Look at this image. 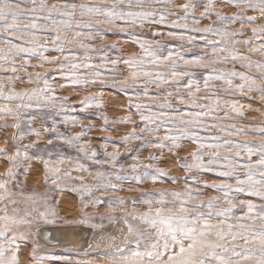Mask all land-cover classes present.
Listing matches in <instances>:
<instances>
[{"label":"snow or ice","instance_id":"snow-or-ice-1","mask_svg":"<svg viewBox=\"0 0 264 264\" xmlns=\"http://www.w3.org/2000/svg\"><path fill=\"white\" fill-rule=\"evenodd\" d=\"M220 2L241 11L231 16L213 12L216 0L180 4L174 0H90L80 4L0 0V70L8 77L0 79V120L11 117L15 121L0 125V131L16 129L11 137L13 152L0 148V158L8 164L5 178L0 180V264H20L21 249L29 245L33 264L70 260L69 255L38 254L40 224H51L50 217L57 215L50 208L48 192L71 188L80 193L82 202L87 201L84 207L107 204L110 211H126L124 199L106 195L124 190L116 187L112 177L138 186L145 180L154 186L165 181L177 184V177L155 163L165 152L188 174L183 178V190L141 191L133 204L139 202L148 211L131 215V219L141 221L145 229L128 224L129 216L124 215L127 234L122 242L115 244V238H110L105 246L110 250L97 256L107 264H264V123L251 126L256 131L250 132L248 126L220 118L221 113L224 117L241 115L245 106L240 100L253 99L250 94H256L255 99L264 105V61L251 59L264 56V25H258L256 15H247L248 11L259 13L264 20V0ZM200 4V16H191ZM172 7L184 14L157 10ZM212 16L218 24L189 29L190 23L199 24ZM235 23L240 25L238 31L227 27ZM246 24L251 37L244 36ZM145 25L152 31L151 37L144 34ZM108 34L124 36V42L138 47L141 55L123 56L119 42L96 47L94 37L99 36L103 43ZM163 35L186 43H161ZM237 38L243 42L238 43ZM197 48L207 50L197 52ZM120 64L127 68V75H121ZM29 69L33 74H28ZM24 81L35 86L21 91L12 87ZM84 87L115 89L127 98L129 115L118 122L132 130L118 142L105 136L100 138L99 149L91 148V139L85 142L94 130L91 123L80 125L75 134L60 131L59 125L75 126L80 114L93 108L101 115L85 118L102 120L100 131H110L109 117L100 103L102 93L84 96L78 105L56 94L57 88ZM133 113L138 124L132 122ZM37 119L49 135L44 145L38 143L40 131L31 126ZM28 135L35 139L21 147ZM249 135L253 138L233 139ZM134 141H140L137 148H129ZM181 144L195 150L181 158L176 155L184 151ZM109 145L114 150L103 151L104 158H99L101 149ZM120 146L125 156L141 149H155L160 156L153 152L147 158L152 163L141 167L144 162L132 155L130 171L125 172L119 162ZM73 151L74 155L69 154ZM20 158L42 163L44 184L51 183L48 192L40 197L25 194L19 177L27 175L30 165L21 164ZM65 163L68 168L63 167ZM72 172L87 173L95 183H85V176ZM209 174L215 178H199ZM68 180L80 184L69 185ZM205 190L217 195L204 198ZM97 192L101 195H95ZM240 196L247 199H238ZM17 197H25L30 206L21 209ZM95 219L81 209V218L75 223L93 230L103 227L93 223ZM99 219L115 222L116 217ZM44 238L50 240L51 233L44 232ZM68 242L78 246L75 240Z\"/></svg>","mask_w":264,"mask_h":264},{"label":"rangeland","instance_id":"rangeland-1","mask_svg":"<svg viewBox=\"0 0 264 264\" xmlns=\"http://www.w3.org/2000/svg\"><path fill=\"white\" fill-rule=\"evenodd\" d=\"M46 3H54L56 0H44ZM70 2L73 3H89L90 0H70ZM95 2H98V0H95ZM169 2H172V0H169ZM176 4L180 3H186L188 0H174ZM15 7V6H13ZM158 11H169L173 13L174 15H183L184 13L181 12L178 8L172 7L169 9H164V8H158ZM203 11V6L200 4L199 7H197L193 12L190 13L191 16L194 17H199L201 12ZM213 12H220L222 15L225 16H231L233 13L236 11H241L235 8L228 7L227 5L223 4L220 2V0H216L215 7L212 10ZM246 11V10H244ZM77 15H79L77 13ZM247 15H256L257 16V23L258 25H264V20L260 19L259 13H252L250 11L247 12ZM211 24H218V21L215 20V16H212L210 19H203L200 21L199 24H189V29H198V28H205L208 27ZM220 28H224L225 25H219ZM228 28H230L232 31H238L240 29L239 23L227 25ZM163 31H167V29H162ZM244 36L245 37H251V28L249 25L244 26ZM146 36L151 37L152 36V31L148 29L147 25H145V33ZM96 40V47H102L105 44H111L114 42H119V48L121 49V54L123 56H128V55H141L140 49L136 47L135 45L131 43H125L124 40L126 39L124 36H116L112 34H108L104 40L103 43H101L100 37L96 36L94 37ZM161 43L168 44V45H180L181 43H186L179 41V40H174L170 39L167 35H163L160 38ZM238 43H242V39L237 38ZM207 49H202V48H197L196 51H205ZM241 52L246 51V49L241 48ZM51 55V53H48ZM190 55V54H186ZM112 58H115L114 55ZM17 63L20 62L19 57L14 58ZM251 59L256 60V61H264V56H259V55H253L251 56ZM33 64H36L37 61L35 59L32 60ZM148 67H151L150 65ZM238 70L239 69V66ZM46 69H41L37 68L36 71H44ZM118 70L120 71L121 75H127V68L123 65L120 64L118 66ZM29 75L33 74L32 70L29 69ZM7 75L4 74L3 70H0V79H7ZM35 85L28 83L27 81L21 82V83H15L13 84V88L16 91H21L24 89L30 90L33 88ZM152 92L157 91V89L152 88ZM102 93V100L100 103L103 106V114L107 115L109 117V124L108 128L110 131L104 132L100 131V128L103 124V121L100 119H89L85 117H95L101 115V113H98L95 108L89 110L87 113L80 114L81 119L79 121V124L73 126V125H68L67 128L63 124L59 125L60 131L66 132L68 134H75L80 132V125L82 124H88L91 123L94 126V130L90 131L88 133V136L85 138V142L88 139H91V148H100V144L102 143L101 137L105 136H110L112 141L118 142L120 137L125 135L126 133L130 132L132 130L130 125L119 123L118 121L129 115L128 112V105H127V98L118 92H116L115 89H100V88H95V87H84L83 89H76L73 90L71 88H57L56 89V94L59 96H65L68 97V103L71 105H78L81 99L84 96L87 95H94L96 93ZM253 96V99H241L240 103L243 104L245 107L242 109V114L241 115H236L235 113L232 116L229 117H224L223 114L221 113L220 118L221 119H227L233 121L237 125H243V126H248L250 132L256 131L255 128H252L251 126L253 125H260L264 123V105H262L258 100L255 99L256 94H250ZM173 103H176L173 101ZM249 106L251 107L252 110H249ZM14 107V105H13ZM78 112V109H77ZM75 114V113H74ZM55 119H60L59 117H53ZM15 121L11 117H5L3 120H0V125L2 124H13ZM132 122L133 124H138L139 123V118L136 116L134 113L132 114ZM31 126L33 128H36L40 131V136L42 139L39 140V145H44L47 143L49 139V135L45 134L43 131V124L37 120H33L31 122ZM226 127L228 125H225ZM50 127V123H49ZM139 131V129H137ZM16 132V129L14 128H7L5 130L0 131V148L5 149L9 153L13 152V147H12V141L11 137L13 133ZM253 137L251 135L249 136H236L233 137V139L237 140H244V139H252ZM35 139L34 136L28 135L23 141L20 142L21 147H23L25 144H30L33 142ZM146 139H154L153 137H146ZM258 139V138H257ZM7 141V143H6ZM2 143V144H1ZM140 143V141H134L128 145L129 148L136 149L137 145ZM181 147L184 149V151H179L176 153V155L180 156L181 158L185 157L188 155L189 152L195 150L194 146H189L185 144H181ZM66 153L69 152L67 148L63 149ZM108 151L111 152L113 151V147L109 145L107 149H101V155L99 158L103 159L102 152L103 151ZM119 151L121 153L120 156V161L124 165L123 171L128 172L130 171V165L132 163L131 156L135 155L139 158V160L143 161L144 163L141 164L140 166L143 167L144 164H150L152 163L151 161H148V156L152 154L153 152L156 153L157 156H160V153L155 150V149H141L137 152H133L127 156L124 155V147L120 146ZM69 154H75V152H71ZM20 163L21 164H29L30 167L27 170V175H20L19 179L22 183V186L25 190L26 195H34L36 197L42 196L45 192H48L49 187H51V183L49 181L48 185L44 184V174H43V168H42V163L40 161H35V160H24L23 158H20ZM155 163L161 167L164 168L166 171H168L172 176H175L178 178V183L173 184L170 182L165 181L164 183H157L155 186L152 184L151 181L145 180L142 181L141 184L138 186L135 182L131 181H126V182H120L117 181L116 178L113 176L112 180L116 184L117 188L124 189L123 191H118L116 193H107V196H112L114 198H122L125 201L124 208L126 211H121L120 209H115L114 211H110L107 204L99 205L95 208H93L91 205L88 207H84V204L87 203V201L82 202L80 199V193L72 191L71 188H66L63 191H52L48 192V197L49 200L51 201L50 208L52 211H54L57 215L55 217H50L52 219L51 224H40V227L42 226H51V225H67V226H75V225H80L78 223H75L80 220L81 218V209H83V214L86 215H92L95 216L96 219L93 221V223L96 224H103V227L98 228L96 230H101L103 228L109 227L110 225L113 224H119L122 222L124 226L127 227V224H125L124 220L122 217L124 215L129 216L128 224H131L135 228H139L140 230H144L145 226L143 223L139 220H133L131 219V215L134 214H142L146 211H148L147 206L137 202L136 204H133L134 200H137L138 197L141 194V191L143 192H154L156 189H166V190H183L184 188V181L183 178L188 175L184 171H182L175 163L174 159L172 158V155L165 152L163 155L162 159H158L155 161ZM64 168H68V164L65 163L63 165ZM8 169V164L0 158V180H3L5 178V173ZM73 176L76 175H83L86 177L85 183H95V181L88 176L87 173H76L72 172ZM199 175V174H197ZM202 180H212L215 177L212 175H205V176H200L199 177ZM234 182V181H230ZM67 184L69 185H79L80 181L77 180H68L66 181ZM130 189V190H129ZM95 195H101V193L97 192ZM217 195V193L211 191V190H205V196L204 198L210 197ZM67 199H64V198ZM64 200H60V199ZM21 202L19 204V207L23 209L26 206H30L29 202L26 201L25 197H17ZM170 199V198H169ZM238 199H247L246 196H240ZM63 205L61 204V202ZM254 203H261L259 200H254ZM42 203V202H41ZM61 204V205H60ZM155 207V205H154ZM63 209V210H62ZM75 209V210H74ZM69 210V211H68ZM67 211V212H66ZM71 211V212H70ZM70 212V213H68ZM0 215H3V213H0ZM76 215V216H75ZM108 215H114L116 217L115 222H109L107 219L101 221L99 217L101 216H108ZM123 230V229H121ZM118 230L116 231V235L113 237L115 238L114 243L120 244L121 242H118L119 240H123V236L127 234V228L122 235V232L119 233ZM112 237V238H113ZM110 241V239H109ZM39 248H38V254L39 255H44L47 256L49 254H55V255H69L70 260L68 261H44L43 264H107V262L103 259H100L97 256V253L102 251L101 248H97V245H92L91 248L87 246V248L84 249H71L68 247H60V246H43L39 242ZM89 245V244H88ZM101 245V244H99ZM102 246V245H101ZM61 248V249H60ZM63 248V249H62ZM110 250V249H106ZM85 252L88 254L86 255ZM31 253V245L27 248H22L21 253L19 255V260L20 264H33V262L29 259V255Z\"/></svg>","mask_w":264,"mask_h":264},{"label":"bare ground","instance_id":"bare-ground-1","mask_svg":"<svg viewBox=\"0 0 264 264\" xmlns=\"http://www.w3.org/2000/svg\"><path fill=\"white\" fill-rule=\"evenodd\" d=\"M63 198L60 200L66 199V198L64 199ZM60 202L63 205L64 202L63 203L62 201ZM40 228L42 231H41L40 236L38 237V242L43 246H49V247L60 246V247H68L71 249H79V250L84 249L85 250L88 244L91 243L92 245L101 244L102 245L101 250L103 251V250H106L105 246L110 242L109 239L112 238L114 235H116L117 233L116 231L123 229L119 231V233L122 232V235H124L127 227L124 226V224H122L121 222L119 224L110 225L109 227L103 228L101 230H96V229L93 230L91 227H88L87 225H75V226L74 225L73 226H67V225L49 226L48 225V226H42ZM44 232L51 233L50 240H45ZM71 240H75L78 246L73 247V245L68 242ZM118 242H122V240H119Z\"/></svg>","mask_w":264,"mask_h":264}]
</instances>
